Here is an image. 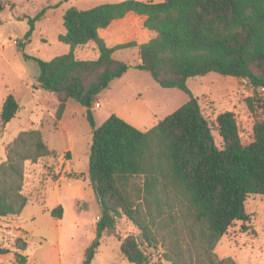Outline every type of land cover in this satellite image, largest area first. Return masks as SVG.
<instances>
[{
  "label": "trees",
  "instance_id": "trees-1",
  "mask_svg": "<svg viewBox=\"0 0 264 264\" xmlns=\"http://www.w3.org/2000/svg\"><path fill=\"white\" fill-rule=\"evenodd\" d=\"M4 7L0 0V11ZM130 12L145 16L143 25L155 36L140 44L108 45L100 30ZM44 13L45 8L28 17L20 46L31 41ZM63 26L58 39L70 45L69 52L49 60L24 55L39 65V87L57 96V122L70 101L86 108L93 134L89 173L101 206L96 237L117 236L133 264H156L155 256L160 264H237L230 256L220 258L216 247L234 223L250 229L248 199L264 197V93L248 99L250 110L261 112L253 139L242 141L234 112L226 110L216 119L218 145L188 80L218 73L264 88V0H122L71 7ZM89 43H95L98 56L78 57L76 48ZM133 46H138L136 68L190 98L147 130L115 113L97 126L94 102L130 68L114 52ZM20 107L17 97L8 94L0 110L2 124ZM51 154L41 130L18 134L0 163V217L20 216L29 202L22 192L25 161ZM50 213L62 218L64 208L60 204ZM122 220L134 230L120 232ZM27 247L26 238L16 239L13 264L28 263ZM8 252L0 245V254ZM95 254L94 244L88 246L82 264H92Z\"/></svg>",
  "mask_w": 264,
  "mask_h": 264
},
{
  "label": "rangeland",
  "instance_id": "rangeland-1",
  "mask_svg": "<svg viewBox=\"0 0 264 264\" xmlns=\"http://www.w3.org/2000/svg\"><path fill=\"white\" fill-rule=\"evenodd\" d=\"M119 1L122 0H4L5 7L0 11V49L4 54L0 59V110L1 101L8 91L26 104L20 119L12 121L7 134L16 132L17 128L13 127L16 124L29 127L32 121L36 122L39 115L43 116L46 122L51 120V129H57L68 106L71 114H68L65 120L66 131L45 133L48 141L46 143L49 144L52 154L36 162L25 161L22 192L27 195L29 202L21 215L0 217V245L15 250L16 239L26 238V253L39 264H82L85 250L92 244L96 248L92 264H133L124 257L121 240L117 236L104 234L100 238L96 237V221L101 214V206L89 173L93 134L85 112L80 111L84 107L74 101L68 102L62 118L57 122V96L50 92L39 94L36 89V86H39V65L33 59H26L24 55L49 60L69 52L70 45L58 39V35L64 32L63 16L66 10L71 7L88 9L102 3ZM43 8L45 13L42 19L36 22L31 41L20 46V42L25 41V33L29 29L28 17L35 16ZM122 26L123 28L108 40L119 43L136 36L144 42L155 36V32L147 28L141 27L139 31L129 24ZM103 34H107L106 31ZM95 48V43H89L77 47L75 52L80 58L94 59L97 57ZM114 55L126 61L130 68L121 78L111 82V86L105 90L108 92L105 97L98 96L103 101L100 109L95 105L98 98L94 102L92 111L96 110L97 122L101 121L102 112L112 107L114 113L130 119L129 121L135 120L140 129L147 130L190 98L182 89L162 87L149 72L136 68V46L119 49ZM188 85L197 97L218 145L222 140L216 119L218 114L226 110L234 112L242 141L249 143L253 139V125L255 120L261 117V112L259 109L252 112L248 99L260 96L262 91L253 88L243 78L218 73L191 78ZM138 94L137 99L134 98V95ZM19 103L21 104L20 100ZM5 127L6 124H2L0 119V155L4 156L0 163L6 160L9 146L15 140L9 144L3 143ZM69 146L72 148L66 150ZM68 182L83 183L86 187V197L77 200L69 196L65 191ZM56 189H60L59 192H56ZM58 200L60 202H57ZM57 203H61L65 210L60 223L48 210L56 207ZM247 210L253 218L252 223L248 224L250 229L243 230L242 222L234 223L218 243L216 253L220 258H234L237 264H264V197H250ZM16 220L22 221V226L28 233L23 231ZM133 230L127 220H122L120 232L126 234ZM56 246L59 247L58 251ZM154 261L160 264L157 256ZM0 264H11V257L0 260Z\"/></svg>",
  "mask_w": 264,
  "mask_h": 264
},
{
  "label": "crops",
  "instance_id": "crops-1",
  "mask_svg": "<svg viewBox=\"0 0 264 264\" xmlns=\"http://www.w3.org/2000/svg\"><path fill=\"white\" fill-rule=\"evenodd\" d=\"M144 19H145V16H142V15H138V14H135V13H133V12H130V13H128L126 16H124L123 18H119V19H116V20H114L107 28H104V29H101L100 30V34H101V36L104 38V40L106 41V43L108 44V45H110V46H114V45H117V44H122V43H126V42H130V41H135V42H137L138 44H140V43H142L143 41H140V39L138 38V37H136V36H132V37H130L129 39H127L126 41H124V42H119V43H114V41H110V40H108V38H111V37H113V35L116 33V32H118L121 28H123V24H124V26L125 25H132L135 29H138L139 31H140V28L141 27H143V28H145L144 27V25H143V21H144ZM106 31V33L107 34H103L104 32ZM145 42V41H144ZM87 45H89V44H87ZM84 46H86V45H84ZM88 47V46H87ZM95 47V46H94ZM137 47V49H138V46H136ZM94 49V48H93ZM95 50L97 51V49L95 48ZM119 50V49H118ZM117 51V50H116ZM115 51V52H116ZM115 52H114V54H115ZM97 56H98V51H97ZM115 56V55H114ZM1 57H4V54H3V50L2 49H0V59H1ZM126 74V73H125ZM123 76V75H122ZM121 78V77H120ZM112 84V83H111ZM111 84H110V86H111ZM109 86V87H110ZM37 88V90L39 91V94L40 95H42V94H44V93H46L47 91H45L43 88H41V87H39V86H36ZM108 87V88H109ZM10 93H12L11 91H8V93H7V95L8 94H10ZM108 92L107 91H102L99 95L100 96H103V97H105V95L107 94ZM33 94H35L34 92H33ZM6 95V96H7ZM98 95V96H99ZM6 96L5 97H3V99H2V101H1V105L3 104V102H4V99L6 98ZM135 97L134 98H136L137 99V97L139 96V94L138 95H134ZM98 98V102H100L101 103V106L100 107H97V108H101L102 107V105H103V101L102 100H100L99 99V97H97ZM18 100H20V102H21V104H20V111H18V113L16 114V116L11 120V121H9L7 124H6V127H5V133H4V138H3V143H6V144H9V143H11L17 136H18V134L21 132V131H25V130H32V129H40V130H42V132H43V134H44V137H45V140H46V142L48 143V141H47V137H46V135H45V133L46 132H51V131H54V132H60L61 133V131H63V130H65L66 129V125H65V120H66V117H67V115L69 114V115H71L70 114V111L68 110L69 109V106L67 107V111L64 113V116H63V119H62V121H61V123H60V125H59V128H53V129H51V120L50 119H48V122H46L42 117L43 116H41V115H39V116H37L36 117V122L35 121H32V124L29 126V127H25V126H23V125H20V124H16V125H14L13 127H16L17 128V130H16V132H14L12 135L11 134H7V129L10 127V125H12V121H14L15 119H20V117H21V113H22V111L26 108V104L24 103V102H22L21 101V99L20 98H18ZM107 101L106 102V104H108L109 105V103H108V100L107 99H105L104 98V101ZM31 105V104H30ZM110 106V105H109ZM96 107V106H95ZM30 108H33L32 106H30ZM111 109H108V110H106L105 112H102V119H101V121L100 122H97V117H96V110L93 112L94 113V118H95V123H96V125L97 126H99L100 124H101V122H103V121H105L111 114H113L114 113V109H112V107H110ZM79 109V107H77V110ZM148 110H150L149 108H147ZM71 110V109H70ZM80 111H84L85 113H86V108L84 107V109L83 108H81L80 109ZM115 114H117V113H115ZM53 115V117H54V114H52ZM118 115V114H117ZM118 116H122V115H118ZM50 118V117H49ZM124 118V117H123ZM125 120H127V121H129L130 119H127V118H124ZM43 122H45V125L43 126ZM129 123H131L132 125L134 124V126H137V128H140L137 124H136V121L135 120H131V121H129ZM67 130V129H66ZM65 130V131H66ZM51 133H53V132H51ZM6 139V140H5ZM49 145V144H48ZM52 147V146H51ZM52 148H55V147H52ZM72 148V146H69L66 150H69V149H71ZM56 149V148H55ZM4 158V156H1L0 155V161H1V159H3ZM90 177H91V175H90ZM60 181H61V178H59L58 179V183H60ZM57 183V184H58ZM60 185V184H59ZM86 187H85V185L83 184V183H74V184H70L69 182H68V184L66 185V187H65V191L68 193V195L69 196H72V197H74V198H77V200L78 199H82V198H84V197H86ZM59 190L60 189H56V192L58 191L59 192ZM57 202H60L59 200L57 201ZM61 203H57V205L56 206H58V205H60ZM62 205V204H61ZM63 206V205H62ZM53 208H55V207H52V208H50V209H48L49 210V212H50V210L51 209H53ZM64 208V207H63ZM64 214H65V210H64ZM64 217V216H63ZM62 217V218H63ZM17 221V220H16ZM60 218H57V222H59L60 223ZM17 223L19 224V226L23 229V231L24 232H27L28 233V231H27V229L25 228V227H23L22 226V221H17ZM56 250L58 251L59 250V247L58 246H56ZM15 252H16V249L14 250L13 248H11L10 249V252H8V253H5V254H0V260H3V259H5V257L7 258L8 256H10L11 257V264H13L14 263V260H15ZM25 254H27L26 253V251H25ZM27 264H39L35 259H32L31 257H29L28 256V263ZM62 264V263H61Z\"/></svg>",
  "mask_w": 264,
  "mask_h": 264
},
{
  "label": "built area",
  "instance_id": "built-area-1",
  "mask_svg": "<svg viewBox=\"0 0 264 264\" xmlns=\"http://www.w3.org/2000/svg\"><path fill=\"white\" fill-rule=\"evenodd\" d=\"M243 79H244L247 83L251 84V83L249 82L248 79H246V78H243ZM251 86H252V85H251ZM252 87H253V86H252ZM259 90L262 91V92L264 93V88H260ZM95 105H96L97 107H100V106H101V103L98 102V101H96Z\"/></svg>",
  "mask_w": 264,
  "mask_h": 264
}]
</instances>
